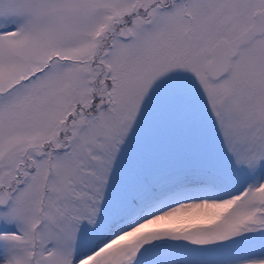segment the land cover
<instances>
[{"label": "snow or ice", "instance_id": "6c2138e0", "mask_svg": "<svg viewBox=\"0 0 264 264\" xmlns=\"http://www.w3.org/2000/svg\"><path fill=\"white\" fill-rule=\"evenodd\" d=\"M0 264H264V0H0Z\"/></svg>", "mask_w": 264, "mask_h": 264}]
</instances>
